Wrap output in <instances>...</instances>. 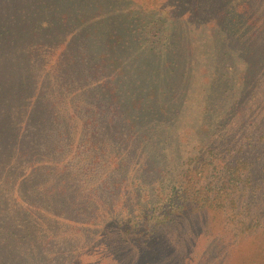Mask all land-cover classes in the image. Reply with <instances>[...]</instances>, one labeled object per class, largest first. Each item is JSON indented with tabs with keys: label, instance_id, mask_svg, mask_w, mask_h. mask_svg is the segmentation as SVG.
I'll use <instances>...</instances> for the list:
<instances>
[{
	"label": "rangeland",
	"instance_id": "1",
	"mask_svg": "<svg viewBox=\"0 0 264 264\" xmlns=\"http://www.w3.org/2000/svg\"><path fill=\"white\" fill-rule=\"evenodd\" d=\"M58 3H0V264H264V214L251 225L235 224L221 210L177 219L154 234L150 250L125 233L123 222L145 198L134 192V179L150 182L154 158L129 128L123 87L113 90L122 83L104 67L91 68L107 52L111 28L122 30L129 42L123 55H137L129 69L145 68L150 55L167 50L192 58L195 101L205 87L196 69L211 53L201 40L215 30L237 75L227 117L232 146L247 135L257 139L264 134V0H77L92 34L75 44L53 24ZM44 20L53 26L33 28ZM163 31L170 47L154 34ZM221 73L218 85L226 84ZM188 117L195 127V116ZM258 176L263 191L251 203L264 207V172Z\"/></svg>",
	"mask_w": 264,
	"mask_h": 264
},
{
	"label": "trees",
	"instance_id": "2",
	"mask_svg": "<svg viewBox=\"0 0 264 264\" xmlns=\"http://www.w3.org/2000/svg\"><path fill=\"white\" fill-rule=\"evenodd\" d=\"M58 2L53 24L63 29L67 37L70 35L74 44L81 38L88 41L92 34L89 16L79 13L77 0ZM40 24L43 29L53 26L51 21L44 20L33 28L37 29ZM208 24L220 30L215 22ZM72 26L78 29L74 31ZM214 32L211 29L201 40L202 48L210 49L211 53L210 56L207 52L202 54L205 64L196 69L201 72L205 87L197 92L198 100L195 101L189 100L193 90V84H188L190 68L195 62L192 58L179 57L167 50L166 54L150 55L147 67L129 69L128 63L137 59V55H123L124 40L129 42L122 30L111 28L104 41L107 52L91 65V68H99L100 73L104 67L110 71L106 73L111 75V80L118 79L122 83L120 88L113 90L121 93L123 87V99L131 115L129 128L141 133L144 145L154 158L155 175L150 182L145 183L137 177L134 179L136 186L131 183L135 186L134 192L145 195L137 204L139 213L135 215L136 209H131L129 219L123 222L125 233L134 235V240L146 250H150V243L157 238L154 234L177 219L221 210L235 224L247 222L251 225L260 221L264 214L261 204L251 203L259 199L263 191L258 171L264 172V166L260 165L261 160L264 163V149L259 152L264 134L257 139L247 135L245 142L232 146L235 141L228 133L227 117L236 106V87L230 81L237 75L227 66V56L222 50L226 39L223 36L216 39ZM154 34L157 40L169 39L168 46H171L170 32ZM208 39H211L210 46L206 45ZM5 40L9 42L12 38ZM63 44L65 40L59 43L60 47ZM164 69L177 85L166 77ZM219 71L227 78L226 84L218 85L222 81L216 78ZM190 113L195 116V127L189 125ZM137 219H141V224Z\"/></svg>",
	"mask_w": 264,
	"mask_h": 264
}]
</instances>
